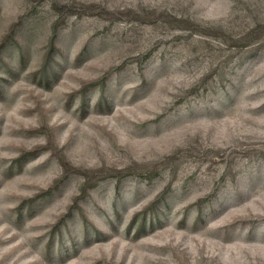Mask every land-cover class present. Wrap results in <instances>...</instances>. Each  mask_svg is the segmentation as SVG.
I'll return each mask as SVG.
<instances>
[{"label": "rangeland", "instance_id": "1", "mask_svg": "<svg viewBox=\"0 0 264 264\" xmlns=\"http://www.w3.org/2000/svg\"><path fill=\"white\" fill-rule=\"evenodd\" d=\"M0 264H264V0H0Z\"/></svg>", "mask_w": 264, "mask_h": 264}]
</instances>
